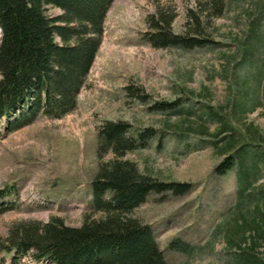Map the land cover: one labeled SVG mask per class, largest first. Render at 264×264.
<instances>
[{
  "label": "rangeland",
  "instance_id": "obj_1",
  "mask_svg": "<svg viewBox=\"0 0 264 264\" xmlns=\"http://www.w3.org/2000/svg\"><path fill=\"white\" fill-rule=\"evenodd\" d=\"M215 4L113 0L74 108L59 118L38 115L10 132L0 119V190L9 187L15 194L6 191L0 197V264H38L30 255L13 258L6 251L10 227L52 217L79 226L84 216L102 215L91 204L90 181L98 165L113 157L98 146V129L105 121H123L131 132L150 128L155 135L146 145L122 158L139 173L181 185V192H149L129 213L150 227L167 264H238L234 257L242 253L264 264V222L257 216L259 234L246 232L239 245L226 237L238 184L234 169L214 171L223 158L214 148L222 147L224 133L215 134L218 123L205 115L210 109L230 120L229 104L241 80L251 84L255 66L264 63V0ZM58 13L46 8L49 16ZM160 15L170 22L169 34L195 44L153 47L148 40ZM263 85L264 71L257 86L260 104L231 125L243 137L247 129L258 135L264 150ZM245 156L244 169H249ZM263 185L264 172L244 193L261 198L264 219ZM172 241L179 247L170 246Z\"/></svg>",
  "mask_w": 264,
  "mask_h": 264
},
{
  "label": "trees",
  "instance_id": "obj_2",
  "mask_svg": "<svg viewBox=\"0 0 264 264\" xmlns=\"http://www.w3.org/2000/svg\"><path fill=\"white\" fill-rule=\"evenodd\" d=\"M111 1L0 0L3 130L10 132L29 124L39 113L58 118L74 108L76 94L100 43L102 20ZM214 1L216 8L222 0ZM48 6L57 8L59 13L47 15ZM169 24L163 15L153 23L156 31L148 40L153 47L192 44L180 35L169 34ZM255 67L251 84L246 78L242 79L234 101L229 104L230 120L224 114L205 110L207 118L218 123L215 134L224 133L220 136L222 147L214 148L223 154L214 171L224 174L234 169L238 184V202L225 227L228 241L236 245L244 240L246 232L259 234L254 216L264 222L258 209L261 198L244 193L264 172L261 141L250 129L243 137L231 125V120L239 124L243 116L261 102L257 86L264 63ZM154 135L150 128L131 132L123 121H105L98 129V146L108 149L113 157L98 165L90 181L91 204L102 215L98 218L84 216L79 226L65 225L55 217L42 223H20L7 231L8 250L12 249L16 257L30 252L36 259L51 264H167L150 227L130 217L129 213L144 202L149 192L171 189L181 192V185L163 183L139 173L133 162L122 158L125 152L145 146ZM245 155L250 161L249 169H244ZM259 190L263 195L264 185ZM175 241L170 246L178 248L179 244H173ZM250 254H237L234 260L238 264H261Z\"/></svg>",
  "mask_w": 264,
  "mask_h": 264
}]
</instances>
